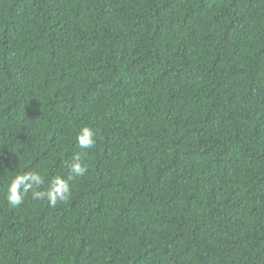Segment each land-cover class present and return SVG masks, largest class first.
I'll return each instance as SVG.
<instances>
[{
    "label": "trees",
    "instance_id": "16d2710c",
    "mask_svg": "<svg viewBox=\"0 0 264 264\" xmlns=\"http://www.w3.org/2000/svg\"><path fill=\"white\" fill-rule=\"evenodd\" d=\"M0 264H264V0H0Z\"/></svg>",
    "mask_w": 264,
    "mask_h": 264
},
{
    "label": "clouds",
    "instance_id": "9594fccd",
    "mask_svg": "<svg viewBox=\"0 0 264 264\" xmlns=\"http://www.w3.org/2000/svg\"><path fill=\"white\" fill-rule=\"evenodd\" d=\"M97 136V132L88 126L80 129L76 142L82 151L75 153L71 160L66 162L68 169L67 179L62 175L54 176L46 190H40L46 181L39 172L26 171L22 174L14 175L6 189V200L9 206H21L29 193L33 199L46 198L50 206H56L58 202H67L72 194L70 181L82 177L88 171L85 157L87 150L95 147Z\"/></svg>",
    "mask_w": 264,
    "mask_h": 264
}]
</instances>
